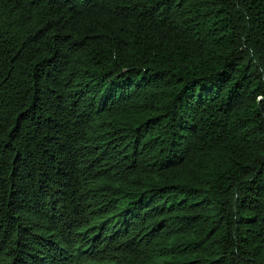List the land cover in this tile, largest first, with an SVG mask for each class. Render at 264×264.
<instances>
[{"label": "trees", "instance_id": "1", "mask_svg": "<svg viewBox=\"0 0 264 264\" xmlns=\"http://www.w3.org/2000/svg\"><path fill=\"white\" fill-rule=\"evenodd\" d=\"M0 264H264V0H0Z\"/></svg>", "mask_w": 264, "mask_h": 264}]
</instances>
